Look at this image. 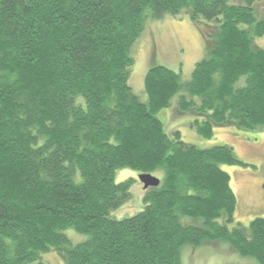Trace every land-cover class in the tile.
<instances>
[{
    "label": "trees",
    "instance_id": "trees-1",
    "mask_svg": "<svg viewBox=\"0 0 264 264\" xmlns=\"http://www.w3.org/2000/svg\"><path fill=\"white\" fill-rule=\"evenodd\" d=\"M231 0H0V264H182V249L225 241L264 264V217L236 222L237 197L222 165L228 144L199 148L166 132L174 106L204 138L216 128L264 129V18ZM189 15L218 23L202 33L192 77L163 65L145 76L148 101L130 86L134 43L149 20ZM210 30V31H209ZM130 169L163 172L132 198ZM155 176V175H154ZM88 235L73 245L66 229Z\"/></svg>",
    "mask_w": 264,
    "mask_h": 264
},
{
    "label": "rangeland",
    "instance_id": "rangeland-1",
    "mask_svg": "<svg viewBox=\"0 0 264 264\" xmlns=\"http://www.w3.org/2000/svg\"><path fill=\"white\" fill-rule=\"evenodd\" d=\"M231 3L244 4L245 0H231ZM253 6L256 16L264 18V0L256 1ZM209 26L214 31V28L217 30L218 23L207 22L202 18L193 20L185 14H169L161 19L148 21L144 33L131 50L135 63L131 68L130 86L142 102L148 101L144 82L147 71L153 66L163 65L179 73L183 81L191 79L196 64L205 59L209 51L201 33ZM256 43L264 48V36L257 38ZM177 99L176 96L173 100L174 106L164 108L157 114L164 123L166 132L179 130L186 143L203 149L223 144L231 146L235 156L247 164L222 165L231 176V186L237 197L235 220L248 226L254 218L264 217V129L216 128L211 138H204L191 126V116L178 115L175 109ZM153 175L161 179L164 174L157 171ZM139 176V172L130 169L116 173L117 182L131 178L135 182L131 189L132 198L112 213L114 217L133 216L143 209V184ZM64 233L73 245L88 239V235L71 228ZM217 242L198 247L185 246L182 249V264H259L252 257L232 251L227 242ZM41 261L45 264H66L58 251L43 254Z\"/></svg>",
    "mask_w": 264,
    "mask_h": 264
},
{
    "label": "water",
    "instance_id": "water-1",
    "mask_svg": "<svg viewBox=\"0 0 264 264\" xmlns=\"http://www.w3.org/2000/svg\"><path fill=\"white\" fill-rule=\"evenodd\" d=\"M140 182L143 184V187L145 189L149 187H157L160 185L161 181L158 177L154 176L150 173H143L139 176ZM263 189H264V183H263Z\"/></svg>",
    "mask_w": 264,
    "mask_h": 264
},
{
    "label": "flooded vegetation",
    "instance_id": "flooded-vegetation-1",
    "mask_svg": "<svg viewBox=\"0 0 264 264\" xmlns=\"http://www.w3.org/2000/svg\"><path fill=\"white\" fill-rule=\"evenodd\" d=\"M264 183V182H263Z\"/></svg>",
    "mask_w": 264,
    "mask_h": 264
}]
</instances>
